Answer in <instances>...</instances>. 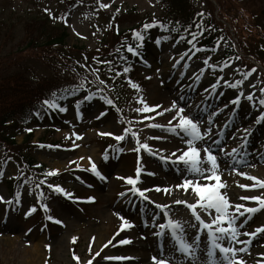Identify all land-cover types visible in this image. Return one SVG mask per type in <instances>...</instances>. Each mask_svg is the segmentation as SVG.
Wrapping results in <instances>:
<instances>
[{"label":"rangeland","instance_id":"1","mask_svg":"<svg viewBox=\"0 0 264 264\" xmlns=\"http://www.w3.org/2000/svg\"><path fill=\"white\" fill-rule=\"evenodd\" d=\"M101 3L109 6L101 8ZM192 3L210 18L216 13L217 5L214 0H192ZM234 5L237 7L239 5L244 6L246 11L250 12L246 15L247 21H244L245 25L248 26L243 31L244 35L255 33L251 29L252 25H258L261 32L264 33V14H261L264 9V0H238ZM132 10L140 15V18L146 17L145 23L160 21L162 17H167L159 0H143L140 3L134 0H79V2L77 0H0V53L4 54L12 48L15 49L23 35V30H21L23 22L38 15L46 16L52 22L66 26L68 32L65 40L67 48L73 45H82L85 51H90L100 47L102 41L105 42L106 29L113 21L114 16H120V14ZM13 22L16 24L13 32L9 36H5L6 26L10 23L13 24ZM158 33L157 28L154 34L159 36ZM163 37L160 33L159 43H157V40L152 44L147 57L143 58L141 63L136 62L135 66L129 68L127 73L133 76L136 75L135 81L131 83H135L139 87L135 92L131 91L133 88L131 83L124 86L126 97L120 111L111 108L105 102L99 105L100 101L98 99L85 101L78 108H74V101H70L69 104L71 105L64 107L66 111L60 112L63 121L58 122L54 127L45 128L39 125L30 127L32 142L39 144V148L33 153L35 161L42 163L47 172L52 169L59 170L58 175H55L50 182L61 185L68 193L72 189L75 197L87 198L91 196L95 199L91 202L85 200V202L78 203V205L64 200L59 194L55 193L47 197L42 203L47 205L48 211H45L37 203L36 197L33 195L28 197L29 194L25 191L26 185L22 183L20 204L8 206L5 203H0V264H78L77 260L73 259L74 255L79 258V264H86L89 260L92 261V264H119L114 263L111 258L114 255H122L123 251L119 246L121 239H130L131 243L125 247L127 249L124 248V253L130 254L131 247H128L133 244V239L141 240L144 234L154 236L153 233L157 231L156 224L161 222V219H156L153 224L148 220L145 222L150 216L141 214L140 208L137 209L138 202L135 201L133 195H131L132 192L129 191L132 186L122 179L123 177H136V168L141 165L143 160H146L145 151L141 149L137 152L135 150L138 145L131 132L125 134V139L119 142L114 139V135L124 134L123 130L130 128L132 132L137 133L141 143L146 142L151 146V134L148 133L155 128L150 127V125L157 124V118L153 116L151 111L137 112V108L143 107V104L138 101L142 99L149 107L158 106L160 109L161 104L157 102L159 95L163 93L171 94L176 88L188 92L189 90L184 88L181 83L172 84L167 82V78L173 71L177 69L186 71V75L180 77L179 80L188 79V74L195 80V76L199 75L200 80L189 89H199L201 96L208 97L209 93H212L210 92V85L219 80L220 84L213 92L214 97L209 98L208 101L215 105L216 110L219 109L218 113L220 115L226 116L230 113L228 110L222 109L221 106L229 103L236 95L241 93H243L242 106L253 107L251 106L253 102L245 98L248 93H251L256 101V107H253L254 118L252 120L247 119L242 124L250 121L255 122L257 114L264 111V107L258 104L259 99L264 98V93L259 91L264 88V69L262 67L256 64L253 66L248 64L249 59L244 55L232 56L221 67H218L215 59L226 52L225 45L222 44L216 49H202L194 57L186 59L188 50L191 51L192 46L177 45ZM260 50L261 53H259ZM250 51L252 55L260 56V61L264 64V48H255ZM182 55L183 59H181ZM236 57H239V59H236ZM80 59L82 64L88 65L90 61L85 54L81 55ZM205 60L208 61L207 64L204 63ZM177 61L180 62L177 63ZM229 61L231 62L229 63ZM28 66L35 73L47 77L53 74L51 71L53 67L50 63L35 60L29 62ZM58 68L59 65L54 64V71H57ZM201 68L206 69L202 74L200 72ZM219 68L221 69L219 70ZM253 69L254 71H252ZM245 73L251 74L245 79ZM98 75L100 79L107 81L103 75ZM225 80L229 84L234 83L235 80H243V83L233 89L224 85L223 81ZM206 89L209 92H206ZM186 97L191 98L187 94ZM174 100L177 101L171 98L167 104L171 107ZM185 101L186 98L180 99L178 104L184 106ZM102 112L104 115L100 116ZM157 131L161 138L170 136L168 131ZM253 131V129H250L254 142L264 149V141L260 133ZM109 132L114 135H101V133ZM213 132L218 133L217 130ZM16 139L20 142L22 135L18 134ZM108 140L116 143L117 147L122 148L123 151L117 152V147L115 150L105 151L107 150L105 144ZM178 141V147L183 150L186 145H184L182 138H179ZM74 144L78 147H73ZM226 144H228L227 141L220 140L219 147L226 149ZM172 145L174 146V144ZM215 148L214 145V151ZM173 149L178 150L175 146ZM105 154L107 159L104 158ZM217 154L219 156L224 155L223 153ZM80 157L84 159H80ZM89 157L95 163L97 170L106 177L105 180H100L95 175L94 177L88 174L89 183H92V186L78 183L71 174L74 169L90 171ZM116 158H118V161ZM70 161L74 163H69ZM148 163L157 164V161L149 157ZM76 164H79L80 167H76ZM250 164L255 165L256 163ZM221 167L222 164L219 162L217 174L221 175V178H219L223 186L218 190H221L231 204H243L247 207L248 200H243V197L264 196V194L259 193L261 189L255 191L248 187H240L241 184L251 185L255 181L252 180L250 184H246L244 178L237 175V168L221 169ZM155 169H157V166ZM16 172L17 168L13 163H8L3 169L5 178L14 176ZM248 175L260 179L264 178V171L253 170ZM183 180V177L177 178V176L168 178L166 171H162V175L157 171L155 177L150 180L149 185L152 184V186L159 187L162 190L173 184H182ZM179 190H183L184 194L175 198L172 209L168 207V213L172 219L193 223L186 207L183 204L175 203V201L185 200L194 203L195 194L191 191V188L187 191L183 188H179ZM121 192L125 193L124 196L119 195ZM0 196L7 200V192L2 184H0ZM148 197L150 198V196ZM153 202L150 198L152 206ZM251 205L253 207L257 206L255 202ZM32 207L36 210L26 216L25 213ZM121 211L127 212L122 216L126 220L137 221L136 227L123 235L118 233L121 223L119 219L120 214H122ZM116 213H119V216ZM150 215L158 217V212H152ZM204 215L207 217V214ZM46 216H52L62 221V223L57 224L48 221L45 218ZM254 219L264 221V209ZM243 223L241 222L240 225ZM251 231L250 228L240 230L238 238ZM189 235H194V231L190 232ZM73 237H76L75 241H73ZM156 238L158 240V237ZM163 238L161 237L160 240ZM109 240L112 241L111 244H108ZM256 241L263 248L262 256H264V240ZM96 253H99V255H96ZM152 254L154 255V253L151 252V258Z\"/></svg>","mask_w":264,"mask_h":264},{"label":"snow or ice","instance_id":"2","mask_svg":"<svg viewBox=\"0 0 264 264\" xmlns=\"http://www.w3.org/2000/svg\"><path fill=\"white\" fill-rule=\"evenodd\" d=\"M79 2V0H77ZM109 5L107 4H100L101 8H107ZM197 15H201L202 13H198ZM158 22L153 21L151 24H144L143 27L145 29L154 27ZM161 27H167L166 25H160ZM200 26H198L199 28ZM172 31H176L175 28L171 29ZM187 31V29H185ZM132 35L136 40L142 41L143 36L135 31L132 30ZM193 39H195L196 34L193 33ZM164 39H167V37H164ZM159 43V40L157 41ZM189 43H192V41H189ZM141 45H136L133 47V45L129 44L127 45V52L131 53L134 56H139V48ZM120 49H117V52H119ZM93 59H96L95 57ZM181 59H183V56H181ZM236 59H239V57H236ZM180 61H177L179 63ZM231 61H229L230 63ZM102 63L106 65H111L110 61H102ZM205 64L208 63L207 60L204 61ZM81 68L86 69L88 72H90L95 80L99 81V85H104L105 81L100 79L98 73L99 69L91 68L87 64H81ZM175 67V65H173ZM187 67V65H185ZM111 70V69H110ZM75 71V70H73ZM129 71V67L123 68V72L127 73ZM254 71V69L252 70ZM201 74L203 73V69H200ZM116 76L121 75L120 71H116ZM251 73H245V79L248 75ZM76 75L79 77V73H76ZM200 76H195V81H199ZM92 81H89L87 79V76L79 77V83L74 84L70 89L65 88L59 92L53 91L48 98H45L41 102V108L44 111L48 110H59L60 112L66 111V109L59 103V101L65 99L67 96H72L76 92L82 90L85 88L86 84H91ZM131 83V81H129ZM225 86L231 87L233 89H236L239 85L243 83V80H235L234 83L229 84L228 81H223ZM220 84V81L217 80L215 83H212L210 85V92H215L218 85ZM131 86L133 88L138 89V85L135 83H131ZM103 89L99 86L96 89V92H102ZM206 92H209L208 89L205 90ZM260 92L264 93V88H261L259 90ZM95 93H89L88 95H85L83 97L84 100L91 99L92 95ZM210 94V93H209ZM243 96V93L240 95H236L234 99L230 101L233 105H239L241 102V98ZM248 101L253 102V107H256V101L255 98L252 96L251 93H248L245 97ZM101 99L104 100V102L108 105H114V102L109 99L106 96H101ZM180 99H185L184 97H180ZM140 104H143V107L137 108L136 111L140 113L144 112H150L152 109L144 103V101L141 99L138 101ZM77 105L81 103V101L76 102ZM187 103V101H185ZM258 104L262 107H264V98L259 99ZM158 107V106H157ZM225 107H228V105H225ZM175 110V115L172 116V118L168 121V127L166 128V131L174 133L176 135H181L182 141L186 147L181 151H179V154H177L176 151L171 152L168 155H159L157 152H154L151 148V146L148 143H141L139 138L137 137L136 132H132L130 128H125L123 130L124 134L120 135H114L113 133H101V135H114V139L116 141H123L125 139V134L131 132V135L133 138L136 139V143L138 147L135 149L137 152H139L141 149L148 154L152 156L159 155V160L163 163H171L177 165V171L181 172V175L184 173L192 174L195 177H199L202 180L206 181H212L215 180V184L211 183H201L199 180L194 179H188L185 178L183 180V183L180 185H177L179 188L187 189L191 188V191L195 194V202L189 203L185 200H177L175 203L178 204H184L186 207L190 210L191 216L194 219L196 223H191L188 221L181 222L179 220L172 219L168 213V205L166 204H156V208L160 210L161 213V222L157 223V231L153 233L156 237H166L167 239H170L172 248L171 252L173 254L179 253L180 259L177 260L174 255L165 257L163 255V250H161L159 256H152L153 264H184V262H188V264H245L243 260H241L238 256V252H245L246 249L236 248L233 246V242L241 243L242 241L238 240L239 235V227L241 226L238 220V217L242 218L247 213L249 217L251 214L256 213L260 211L261 209H264V198H261L260 196H250V197H243V200H252V201H258L257 207H246L243 204H231V202L226 198L224 194H222L218 189L222 187L223 185L220 183V178L217 175V171L219 170V155L217 153H223L226 156H232L234 158V154L239 150L238 148H232L231 152H225V149L222 147H219L220 141L219 140H213V136L217 135V133H214L211 128L204 127L205 121L197 116L192 115V113H189L188 115H185V107L178 104L177 101H173L171 108L165 109V112H169ZM117 111L119 109L117 108ZM219 109H217L216 112H211L207 118V124H212V117L217 114ZM104 113H100V116H103ZM157 115H160V113H157ZM99 118V117H97ZM261 120H264V111H261L257 117H256V123H260ZM175 121V123H173ZM150 127H161V125L152 124ZM30 131V129H28ZM250 129H243L244 133L249 132ZM235 135V134H234ZM79 138V137H78ZM211 141V143H209ZM200 143L203 145V147H197V144ZM216 146L215 151L213 150V146ZM43 147V145H41ZM52 147V146H49ZM58 147V146H57ZM73 147H78V145H73ZM111 147V146H110ZM117 151H123L122 148L117 147ZM105 159H107V155L104 156ZM80 159H84L83 157H80ZM90 162V171L95 174L96 177H98L100 180H105L106 177L97 170V167L94 162L91 161V157L88 158ZM240 161H237L239 163ZM69 163H74L70 161ZM138 164H139V156H138ZM179 165H183V170L180 169ZM76 167H80L79 164L75 165ZM39 167V165H37ZM142 169L141 167L136 168V177H123L122 179L125 180V182L128 185H131L132 187L129 189V191L138 194L143 200L148 201L150 198L145 195L146 192H148L150 189H140L137 187V183L140 179V173ZM59 173L58 169H52L45 173V179L40 180L38 184H36V188L39 189L41 185L47 184V187L56 192L61 193L69 198H71V193H68L65 191V189L59 185V184H52L47 183V177L48 176H55ZM3 172L0 171V175H2ZM149 175H155V173H148ZM21 176H23V173H20ZM240 175H247L246 173H240ZM250 180L255 181V183L251 185H243L241 184V188H261L264 189V179H259L255 176L248 177ZM26 183H31V179L28 178L25 181ZM161 189L159 187H156V191H160ZM167 191V189H165ZM125 193L121 192L119 193L120 196H124ZM20 192L17 191L15 193V196L12 199L5 200L3 196H0V203H5L8 206H11L13 204H20ZM39 195H43V193H40ZM94 197H87L86 200L91 202L94 201ZM154 203V202H153ZM41 207L48 211L47 205L42 204ZM11 210V209H9ZM36 209L34 207L30 208L28 212L25 213V215H30L32 212H34ZM204 214H207V219L202 218ZM117 216H119V213H116ZM47 220L54 221L57 224H61L62 221L55 219L52 216H46ZM119 219L121 221L119 230L127 229L133 227V225L126 220L124 217L119 216ZM153 221L156 220V216L153 215L151 217ZM194 231V235H189L190 232ZM258 233H264V224L257 226L254 231H251L249 233H245L246 236H255ZM206 235V239L204 238V235ZM76 240V237H73V241ZM112 241L109 240L108 244H111ZM120 244L130 243V240H120ZM96 255H99V253H96ZM73 259L77 260L79 264V258L75 255L73 256ZM109 259V258H106ZM115 259H129V257H119ZM86 264H92V261L89 260L86 262Z\"/></svg>","mask_w":264,"mask_h":264},{"label":"trees","instance_id":"3","mask_svg":"<svg viewBox=\"0 0 264 264\" xmlns=\"http://www.w3.org/2000/svg\"><path fill=\"white\" fill-rule=\"evenodd\" d=\"M219 1L226 14L224 16L229 17L232 26L236 30L233 21L236 17L234 16L244 13L243 8L234 5L237 0ZM160 3L167 15L163 20L164 25L168 27L169 24L170 26L172 24L173 28L176 29V31L171 30L173 35H192L199 32L198 26L202 22L200 16L197 15L198 11L189 0H160ZM233 12L236 15L230 16V13ZM143 19L133 11L122 14L107 28L105 42L96 50L88 53L90 59L88 65L91 68H98V74L103 75L108 80L110 90L106 93L115 104H119L124 97L126 78L122 76V70L127 64H130L129 56L125 57L127 45L131 44L135 47L139 44L143 45L141 49H145L152 40V29L143 27L146 24ZM116 23H119L120 26H117ZM210 23L212 22L210 21ZM209 24L204 27L211 26ZM15 25L13 22V24L10 23L6 26L5 36H9L13 32ZM21 30H23V35L17 47L4 54L0 53L1 163L3 165L7 162H15L20 169V173H26L35 182V176L43 174V167L41 164L36 163L32 157L36 149L30 143L32 133H24L20 144L15 139L16 134L25 132L31 122H42L47 117L51 118L53 116L51 109L44 111L41 108V102L48 98L53 91L59 92L65 88L70 89L74 84L79 83V77L87 76V79L92 81L91 84H86L84 89L59 101L62 102L68 98L77 97L83 93L89 94L90 91L96 90L95 83L98 80H95L94 76L86 69L80 67L82 64L80 59L83 54L82 48L77 46L72 47L73 49L66 48L65 38L67 33L64 27L50 22L46 16L38 15L24 21ZM132 30L139 32L143 36V40H136L132 35ZM213 36H216V34H213ZM238 36L240 37V43L246 45L245 40L240 35ZM204 37V43L211 44L212 39L206 38V34H204ZM248 40L252 44L255 43L253 38ZM117 49H120V51L117 52ZM102 55L107 56L105 61H110V66L102 63V61L96 62L93 59L94 57L96 59L105 58ZM35 60L50 63L53 67L51 69L53 74L47 77L32 71L28 63ZM54 64L59 65L57 71H54ZM116 71H120L121 75L116 76ZM76 73H79V77ZM8 120H10V124H6ZM3 182L13 198L16 193L15 185L18 179L4 180Z\"/></svg>","mask_w":264,"mask_h":264},{"label":"bare ground","instance_id":"4","mask_svg":"<svg viewBox=\"0 0 264 264\" xmlns=\"http://www.w3.org/2000/svg\"><path fill=\"white\" fill-rule=\"evenodd\" d=\"M134 1L140 3L143 0H134ZM179 97L180 96L175 94V93L174 94L173 93L172 94L163 93V94L159 95V97L157 99L158 100L157 102H160V104H161L160 109L158 107L156 109H154L152 106L150 107L152 109L153 116L155 118H157V124L162 126L161 130L166 131L168 121L172 118V116L175 115V110H172L169 112L164 111L165 109L171 108L167 103L169 102V100L171 98L178 99ZM186 101H187V103H185V105L183 106V107H185L184 114L188 115L189 113H192V115L203 119L205 121L204 127L211 128L212 131L213 130L220 131L218 133V135H220L221 138L224 135L226 136V134H227V135H229V137L233 135L235 137V139H241L243 136V132L239 131V130L240 129H246V128L247 129L252 128V126L254 124L253 121H250L249 123H246V124H242L247 119L252 120V118L254 117V114H255V112L253 110L248 108L246 105H244L242 108H240V104L239 105L227 104L228 107H225V108L228 111H230L231 113H233V118H234L235 122L238 123V126L232 127L231 130L225 129L222 131L221 129L224 127L221 124H218V121L216 120V118H214V116L212 117L213 123L211 125H214V126L217 125V127H212L210 124H207V118H208L209 114L211 112H215L211 108L212 104H209V105L206 104L205 103L206 101L200 96H195V97L193 96L192 98H189ZM203 102L205 103V106L202 107ZM234 107H236L237 109L234 110ZM157 113H160V115H157ZM173 123H175V121H173ZM239 132H242V133L239 134ZM254 132L260 133L261 138L264 139V124H261L258 126L256 125ZM148 134H151L150 140L152 141V144H151L152 150L154 152H157L159 155H168L174 151H176L178 154L179 151L173 149L174 146L178 150H181V148L178 147V145H179L178 139L181 138V135H176V134L170 132V136H167L165 138H161V135H159V133L156 129H152L151 131H149ZM170 140H172V141L170 142ZM227 141H229V145H230L231 149L232 148H238L239 149L234 154V156H236L237 154H241V151H246V153H244L242 155V158H239V161L245 162V164L238 166L237 165L238 163L236 161L233 163V165H229V158L231 156L223 155V156L219 157V161H218L222 164L221 169L222 168H228L229 166H232L231 168H237V171H236L237 175L240 178L243 177L246 184H250V182L252 180H250L248 178V177H250L248 174H250L253 170L264 171V150L262 148H260V146L258 144L253 145V143H251V147L250 146L243 147L241 145L236 146L232 140L227 139ZM172 144H174V146ZM170 146H173V147L171 148ZM197 147L202 148L203 146L197 145ZM253 147L255 148V150H253L254 149ZM230 152H231V150L228 153H230ZM159 155H157V157H156V156H152L146 152L145 158L148 156H152L154 158V160H157ZM237 160H238V158H237ZM253 162L256 164L251 165L250 163H253ZM157 166L159 169V174L162 175V171H166L168 178H171L173 176H175V177L177 176V178L183 177V179L188 178V179L199 180V182H201V183L215 184V182H216V181L202 180L201 178L195 177L192 174H188V173H184L183 175H181V172L177 171V165H175V164L161 162ZM146 167L150 168L149 170L154 172L155 175L157 174L155 167L153 165H148L147 162L145 161V166H143L142 168L144 169ZM179 167L181 170H183L184 166L179 165ZM240 173H246L247 175H240ZM155 175H153V176L150 175L149 176L150 178H148V177L145 178V173H144L141 176V182L143 184H145L144 189H150L147 192V196H150V198L154 201L153 208H152V206L150 204V199H149V202H147L148 205L144 209L145 213H147L148 210L153 211V209H154V211H155V204H166L169 206V208H171L173 206V202H174L175 198L180 197L181 195L184 194V191L179 190V187H177V185H180V184H177V185L173 184L172 186L167 188V191H165V189H162L160 191H156L155 186H152V184L149 185L150 180H152V178H154ZM159 177H161V176H159ZM261 179H264V178H261ZM255 191H258V190H255ZM259 193L264 194V189H261L259 191ZM257 196H260V195H257ZM255 214L256 213H253L249 217V215L246 213L244 215V217H242V218L238 217L239 223L242 222L243 220H245V224L242 227H239L238 231L243 230L245 228H250V230L251 229L253 230L257 226L262 225L264 223L263 220L257 221L256 219H254ZM248 222H250L249 223L250 227L246 226L248 224ZM147 235L148 236H146L144 234L142 236L141 240L140 239L139 240H137V239L133 240V244L128 247V248L131 247V250H130L131 253L130 254H128V253L124 254V255H128L127 257H129V259H126L125 264H153V261L151 260V252L154 253V255L158 254V253L160 254V252H161L160 247L163 248V255L165 257L173 255V253L170 251L171 250V244H170V241L168 239L165 238L161 242H156L155 237L153 238V236H151V234H147ZM258 239L264 240V233H259L255 238L253 236L243 235L240 238H238L239 241H242L241 243L233 242L234 247H236V248L243 247L246 249L245 252H242V253L238 252L237 253V256L241 260H243L245 262V264H261L264 261V259L259 260L261 254H262V249L260 247V244L255 242ZM248 248H250L249 251H247ZM125 249H127V248H125ZM184 263H186V262H184Z\"/></svg>","mask_w":264,"mask_h":264}]
</instances>
